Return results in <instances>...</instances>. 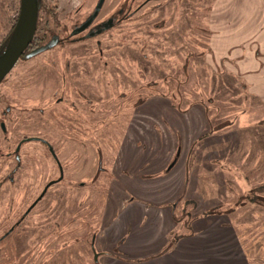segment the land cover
<instances>
[{
	"label": "rangeland",
	"instance_id": "374dc122",
	"mask_svg": "<svg viewBox=\"0 0 264 264\" xmlns=\"http://www.w3.org/2000/svg\"><path fill=\"white\" fill-rule=\"evenodd\" d=\"M159 2L153 13L103 35L101 49L95 43L55 47L19 61L0 83V109L13 107L7 134L0 129V236L58 176L52 156L38 141L23 144L20 167L6 153L21 138L39 135L51 142L65 166L64 181L49 189L13 236L0 241V264H11V244L27 243L30 235L31 258L42 254L35 264L57 262L59 256L63 264L68 258L75 264L92 262L91 235L102 225L105 208L109 215L110 205L120 201L112 196H124L121 188L111 187L114 174L107 166L118 162L122 133L129 117L139 114L135 105L154 93L169 95L172 104L175 96L177 117L186 110L192 116L191 108L200 104L206 120L196 124L209 130L195 167L180 166V161L160 178L176 180L169 183L176 190L184 185L181 179H192L189 196L173 194L177 210L186 200V210H194V196H216L207 206L217 204L225 215L208 217L212 232L231 233L225 223L231 221L248 264H264V0H157L150 6ZM18 9L19 0H0V42ZM217 15L223 17L224 40L212 49L208 26ZM67 60L71 65L65 71ZM143 110L145 117L150 114L148 107ZM148 181L142 196L169 198L174 186L158 185L159 190ZM191 230L178 229L181 236ZM49 239L54 249H43L40 242L46 245Z\"/></svg>",
	"mask_w": 264,
	"mask_h": 264
},
{
	"label": "flooded vegetation",
	"instance_id": "af4514ba",
	"mask_svg": "<svg viewBox=\"0 0 264 264\" xmlns=\"http://www.w3.org/2000/svg\"><path fill=\"white\" fill-rule=\"evenodd\" d=\"M152 1L157 0H78L77 2L74 0H38L37 24L33 39L11 71L19 61L33 59L58 46L62 49L76 44L95 43L98 49H101V37H103V35L118 26H125L129 20H134L153 13L162 4L159 2L157 6L151 7L150 3ZM214 7L215 5L211 8L213 9ZM142 11L144 12L140 14ZM19 12L20 0L16 21L8 32V34L11 32V41ZM222 19L223 17L220 18V16L217 15L215 19L210 20L212 23L208 26L210 31L208 42L212 49L213 46L215 48L216 45L219 44L220 40H224L223 31L221 30L224 24ZM219 20L221 21L216 23ZM225 23L226 26L229 27L230 24L232 27L235 26L233 22L226 21ZM231 33L233 34L234 30H232ZM6 36H4V38ZM1 45L2 42H0V51ZM41 47L43 49L34 55L30 57L25 56ZM70 54L72 55L74 52ZM70 65L71 62L67 60L63 70L66 71L70 69ZM234 70L235 73L238 74L239 68L236 67ZM61 97L63 98V96ZM61 97L58 101H61ZM164 97H167L168 100H164ZM172 98L173 104L170 102L169 95L154 93L148 95L145 99L143 98L135 105L139 114H137L136 111V114L129 117L130 122H128L129 126L127 128L129 131L126 130L122 133L117 154L118 162L115 161L109 164L106 169L109 173L113 172L114 174L111 187L121 188L124 196H112V200L118 201L120 199V201L113 202V204L116 203L115 205H110V209L108 210L112 212H109V215L107 214V208H105L103 213L105 216L102 225L97 232L94 231L95 233L91 235L89 249L92 262L87 264H141L144 261L157 258L159 254L157 251L155 255L153 254V256H148V258L145 259L143 255L130 254L128 256V253H125L123 249L125 244L127 245V241L129 240L128 237L131 238L130 242L132 241L133 245H137L141 237L151 235L153 229H155L154 224H156L157 220L156 212L162 213V218L166 219L168 230L166 233L167 239L161 248L164 252L172 250L179 239L199 232L201 229L196 231L194 228V226L197 225L195 222L202 225V219H206L208 222L210 220L212 221V219H208L212 213H219L217 214V216L219 215L218 217L225 215L223 210L218 209L217 204H213L211 208L207 206L208 203H212V201L216 199V196H207V198H210L206 200L194 196L193 200H191L194 210H192V208L186 210L185 203H187V200L184 201L183 207L177 210V203L176 200H173V194L175 195L179 192L178 196H189L185 194H189L188 190L192 179L190 177L184 178V180L181 179L180 182L184 185L178 190L175 189V184L172 186L169 185L170 181L176 182V180L171 179L164 182V179H160L161 176H165L164 174L170 173L180 161V166L182 164L184 167H195V155L202 147L203 137H207L206 135L209 134V130H207L208 125L203 132L202 126L196 124L201 121L205 122L206 120L205 116H202V114H205L204 108L198 107L200 104L192 107L193 109L191 108L192 116L187 113L188 110H186L185 114L178 113L179 115L177 117L174 115L176 111L174 107L178 103H174L176 100L175 96H172ZM144 107H148L150 112V114H146V117L144 115L146 113V111L143 110ZM166 108H169L168 112H165ZM12 110V105H5L0 109V129L3 134H7L8 132L6 121L10 113L12 115ZM197 112H199L201 116L199 114L197 115ZM140 124H145L146 127ZM30 141H38L46 146L56 164L58 176L49 180L44 185L39 195L31 201L20 217H18L7 231L0 236V241L4 240L10 234L13 236L16 229L23 221L31 215H34L33 210L45 198L49 189L65 179V166L62 159L59 157L51 142L47 140V138L39 135L21 138L15 144L12 151L6 153L14 157L13 159L16 167H20L22 164L23 154L21 150L23 144ZM124 148H126V152ZM182 157L184 158L182 159ZM184 167H182L183 170ZM98 170H104L101 159L99 161ZM150 179V184H153L154 188L159 190V186H161L162 189L164 187L174 186L166 194L169 198L162 201L160 200L161 197L148 199L147 196H142V194L144 195L147 192L144 190V185ZM219 196H221V194ZM221 200H218L219 204ZM130 207L131 210L127 212ZM183 215L186 217L184 220ZM213 215L216 216V214ZM125 217L129 219H131V217H138L140 220L136 228H134L132 236L129 235V229L122 227L121 236L117 241L113 240L112 233L107 232L112 227L111 223L113 225L116 220ZM109 219L111 221H108ZM225 223L232 227V232L230 234L239 236V233L233 228L231 221ZM185 228H191L192 233L181 236L178 229L181 231ZM29 237H31V235ZM29 237H27V243L16 244L14 242L11 244V264H35L37 258L42 255L39 253L34 256V259L31 258L33 252L30 248L33 244L28 243L30 241ZM152 237H154V235H152ZM237 240H239V238ZM53 242L54 240L49 239L46 245L42 242L40 243L43 249L52 250L54 249ZM21 255L24 256V259L18 260ZM56 261L57 262L52 260L46 264H63L62 256H59ZM64 264L75 263L72 259L70 260L68 258Z\"/></svg>",
	"mask_w": 264,
	"mask_h": 264
},
{
	"label": "crops",
	"instance_id": "0c3cea01",
	"mask_svg": "<svg viewBox=\"0 0 264 264\" xmlns=\"http://www.w3.org/2000/svg\"><path fill=\"white\" fill-rule=\"evenodd\" d=\"M130 210L131 207L127 212ZM162 217V213L156 212L157 220L154 224L156 230L153 229L150 236L141 237L137 245H133L132 241L130 242L131 238L128 237L127 245L125 244L123 247L128 256L130 254L143 255L147 259L148 256L155 255L156 251L159 253L157 258L144 261L141 264H208L207 261L211 262L210 264H248L247 259L249 257H247L245 249L240 247V243H237L239 237L230 233L221 235L222 231L220 230L213 233L212 230L215 229L211 228V221L208 222L206 219H202V225L195 222L198 225L194 228L196 231L201 229L199 232L179 239L172 250L162 251L161 248L167 239L166 233L168 231L166 219ZM139 220L138 217L118 219L113 225L111 223L112 227L107 232L112 233L113 240L117 241L121 236L122 227H124L130 230L129 235L132 236ZM213 250L218 253L214 254ZM208 252L211 253L208 254Z\"/></svg>",
	"mask_w": 264,
	"mask_h": 264
},
{
	"label": "water",
	"instance_id": "95a60500",
	"mask_svg": "<svg viewBox=\"0 0 264 264\" xmlns=\"http://www.w3.org/2000/svg\"><path fill=\"white\" fill-rule=\"evenodd\" d=\"M38 16V0H20V12L12 41L0 54V82L7 76L32 41ZM37 48L25 55L30 57L41 51Z\"/></svg>",
	"mask_w": 264,
	"mask_h": 264
},
{
	"label": "trees",
	"instance_id": "16d2710c",
	"mask_svg": "<svg viewBox=\"0 0 264 264\" xmlns=\"http://www.w3.org/2000/svg\"><path fill=\"white\" fill-rule=\"evenodd\" d=\"M10 42H11V32L3 39L0 54L5 50V48L9 45Z\"/></svg>",
	"mask_w": 264,
	"mask_h": 264
}]
</instances>
